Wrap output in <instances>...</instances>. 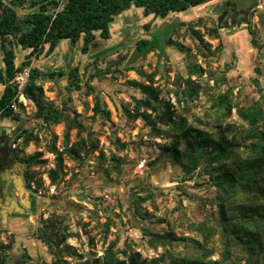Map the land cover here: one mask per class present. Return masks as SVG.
<instances>
[{
  "label": "rangeland",
  "instance_id": "1",
  "mask_svg": "<svg viewBox=\"0 0 264 264\" xmlns=\"http://www.w3.org/2000/svg\"><path fill=\"white\" fill-rule=\"evenodd\" d=\"M218 1L212 6H205L200 10L201 16L192 19L186 16L189 11L176 15L170 13L165 19L157 18L148 31L143 28L127 30V25L125 29H114L118 19H113L109 25L111 37L105 44L109 47L115 43L120 44L113 47L114 52L106 55H93L104 44L98 45L95 42L88 53L82 54L80 42L71 46L67 40H61L57 47L60 49L58 54L53 53L54 50L51 57L41 55L31 59V65L42 71L61 70L65 73L60 78L43 82L42 89L45 97L54 101L58 107L66 103L70 111L79 114L76 119L82 123L83 130L80 134L75 129L69 131V145L90 135L92 140H97L103 157L97 159L98 153L94 152L78 163L64 155L65 175L55 185L54 194L45 193L49 184L47 170L53 168L55 158L47 152V147L55 136V146L62 150L65 127L63 123L44 125L33 117V105L23 100L21 95L18 96V102L23 106L22 109L14 108L19 120H0V133L10 136L13 149L21 141L20 138L13 141L18 132H32L36 139L19 155L26 158L39 153L40 158L46 161L44 165L31 168L35 177L42 182L39 189L44 193L37 196L26 188L36 196L31 208L23 205L28 214L16 217L13 221H8L5 216L0 219V242L5 244L13 240L10 250L5 252L6 264H18L23 253L32 259L26 260L24 264L50 263L53 253L39 241L36 230L41 221L52 214L61 216V225L66 226L68 232L74 235L66 241L75 249V256L65 257L68 264H79L91 255L101 256L108 243L114 240L116 248L134 249L143 258L150 260L157 257L162 249H149L140 228L162 231L169 224L176 235L196 239V235L188 231L189 223L203 220L212 222L215 219L217 207L213 201L214 189L206 176L196 172L190 180L182 181L180 169L165 158L160 148L168 145L169 140L151 138L142 121L127 119L123 108L131 107L133 96H141L137 90L126 85V81H143L136 69L146 74L153 73L154 85L159 88L160 96L174 103L168 91L175 88L177 77L186 76L188 65H200L205 73L212 75L208 81L205 80V73L202 80H197L206 87L207 93H224L230 89L233 102L239 106L258 99L264 83V0ZM227 7L234 12L235 22L229 21L224 15ZM17 10L23 15L29 9L24 5ZM188 25H194L204 32V40L211 45L209 51L199 47L191 38L187 33ZM212 26L218 29L219 40L211 39L205 33ZM152 33L157 37L169 34V38L162 43L163 51L150 52L143 58L132 59L135 41L142 37L148 38ZM219 42L221 46L217 48ZM24 54V51L17 49L16 63L22 60ZM118 56H124L118 71L111 69L112 72L106 73L107 63ZM73 67L78 68L82 82L94 88L102 105L110 111V120L93 115V94H86L83 83L79 90L68 87L66 74ZM129 67L133 70H127ZM256 69H259L260 74L255 72ZM207 93L200 92L196 100L186 105L176 104L175 107L177 113L186 117L189 124L215 132L210 119L205 116L210 105ZM224 127L228 128V138L243 141L245 124L237 117L235 110L222 124ZM112 155L120 159L117 172L109 160ZM105 170L109 172L108 176ZM134 192L141 195L153 193L142 204L150 217L146 222L137 223L131 214L129 198ZM106 219H110L111 224L108 232L104 233L103 223ZM206 247L218 252L221 249L218 237L209 240ZM174 250L192 254L190 248L177 247ZM216 258L215 252L210 259Z\"/></svg>",
  "mask_w": 264,
  "mask_h": 264
},
{
  "label": "trees",
  "instance_id": "2",
  "mask_svg": "<svg viewBox=\"0 0 264 264\" xmlns=\"http://www.w3.org/2000/svg\"><path fill=\"white\" fill-rule=\"evenodd\" d=\"M208 1L210 0H63L62 6L55 11L58 5L55 0H0V120H19L14 108H23L18 102V96L21 95L33 105L35 119L42 121L44 125L63 123L65 133L62 150L56 148L55 136L47 147V152L55 156L53 168L47 170L51 185H57L65 175L64 155L71 161L81 163L94 152L98 153L97 159L101 160L103 153L98 148L97 140H92L90 135L69 145V131L75 129L80 134L83 130L82 123L76 119L79 114L74 110L70 111L66 103L58 107L54 101L45 97L42 89L43 82L60 78L65 73L61 70L42 71L31 65V59H37L41 55L49 56L61 40H67L71 46L80 42L81 53H88L97 38L110 39L109 25L113 18L130 7L141 9L145 17L152 16L150 21L142 25L148 31L155 19H165L170 13H183ZM24 5L29 10L20 15L17 9ZM187 33L199 47L210 50L211 45L204 40V32L200 29L188 25ZM205 33L209 38L219 40L216 27L206 29ZM166 38H169L168 33L162 37L152 33L148 38L136 40L131 58H143L150 52L163 51L162 43ZM114 46L93 55L97 57L114 52ZM220 46L219 42L217 48ZM17 49L25 52L19 63L15 61ZM123 59L124 56H118L109 61L105 72H112L111 69L118 71ZM24 69H27L26 81L19 92L14 79ZM127 70L133 68L129 67ZM135 71L143 81H126V85L137 90L141 96H133L131 107L123 108L125 117L131 121L141 120L151 138L169 140L168 145L160 148L165 158L180 169L182 181L190 180L196 172L206 176L214 189L216 217L212 222L203 220L189 223L188 231L200 239L176 235L169 224L162 231L140 228L149 249H162L157 257L150 260L143 258L134 249L116 248L114 240L108 243L101 256L91 255L92 257L85 258L79 264H264V83L257 100L239 106L233 102L230 89L224 93H207L206 87L199 82L205 70L200 65H188L186 76L177 77L175 88L168 91L174 98L173 103L169 98L160 96L159 88L154 85L153 73L146 74L141 69ZM255 72L260 74L259 69ZM205 74L206 81L212 79L210 73ZM66 75L68 87L79 90L83 83L86 94H93V115L110 120V111L102 105L94 88L82 82L78 68L73 67ZM192 76L196 78L192 79ZM221 80H224L223 77ZM200 92L209 95L210 105L205 116L210 119L215 132L193 126L186 117L177 113L176 104L186 105L196 100ZM232 110H235L237 117L245 124L242 142L228 138V128H222ZM19 138L20 144L12 152L18 163L24 166L26 188H29L28 183L31 181L39 188L42 182L35 177L31 168L44 165L46 161L40 158L39 153L21 157L19 153L36 138L31 131L26 130L18 132L13 141ZM109 160L113 170L117 172L120 159L112 155ZM104 172L108 176L109 172ZM152 196V192L144 195L139 192L131 194L130 211L137 223L150 220L149 213L143 209L142 204ZM61 224L62 217L54 214L41 221L36 230L37 238L51 250L53 258L50 263L37 264H68L65 257L75 256V249L66 243L74 235ZM110 224V219H106L103 223L104 233L108 232ZM214 236L221 243L218 252L206 247ZM12 244L11 239L5 244L0 242V264H6L5 252L10 250ZM177 247L190 248L192 254L175 251L174 248ZM215 252L217 258L210 259ZM26 260L32 261L29 255L23 253L17 263L24 264Z\"/></svg>",
  "mask_w": 264,
  "mask_h": 264
},
{
  "label": "flooded vegetation",
  "instance_id": "3",
  "mask_svg": "<svg viewBox=\"0 0 264 264\" xmlns=\"http://www.w3.org/2000/svg\"><path fill=\"white\" fill-rule=\"evenodd\" d=\"M224 15L229 21L235 22V14L229 7ZM11 168L13 172L9 173ZM23 171V165L18 163L12 152L10 136L0 133V219L5 216L8 221H13L16 217L28 214L21 203L25 196L19 192V187L27 190Z\"/></svg>",
  "mask_w": 264,
  "mask_h": 264
},
{
  "label": "crops",
  "instance_id": "4",
  "mask_svg": "<svg viewBox=\"0 0 264 264\" xmlns=\"http://www.w3.org/2000/svg\"><path fill=\"white\" fill-rule=\"evenodd\" d=\"M217 2H219V1L218 0H210V1H208V2H206L204 4H202V5H199V6L190 8V9L187 10V11H189V13H186V16H187L188 19H192L194 17L201 16V15H199V14H201V11L200 10H202L205 6H212V4H217ZM185 12H183V13H172V14L173 15H176V14H184ZM140 14L142 15V18L140 17ZM151 17H152L151 15L146 16V17L143 16L141 9L134 8V7H130L128 10L124 11L122 14H120L118 16H115L113 18V19H118L117 20V25H115V28L114 29H118L119 30L121 27L123 29H125L124 28L125 25H127V27H128L127 30H129V29H134V30L141 29L142 28V25L145 24L146 22L150 21ZM152 23H154V22H152ZM110 36H111V33H110ZM106 41L107 40H100V39L97 38L95 40V42H97L98 45H101V44H104V45H103L102 48L98 49L93 54L98 53L102 49H105V48L109 47V46H106V44H105ZM115 44H118V43H115ZM58 46H59V44H58ZM110 46H112V45H110ZM58 52H60V49L59 48H56L55 49V52H53V53H55V54L57 53L58 54ZM52 54H50L49 57H51ZM98 56H100V55H98ZM12 172H13V170L11 168V170H10L9 173H12ZM8 175L9 174L7 173L6 176L8 177ZM35 198H36V196H35ZM32 203H33L32 199H30V200L27 201V204H28V206L30 208L32 207Z\"/></svg>",
  "mask_w": 264,
  "mask_h": 264
},
{
  "label": "built area",
  "instance_id": "5",
  "mask_svg": "<svg viewBox=\"0 0 264 264\" xmlns=\"http://www.w3.org/2000/svg\"><path fill=\"white\" fill-rule=\"evenodd\" d=\"M57 1L58 5L57 8L55 9V11L60 8L63 4V0H55ZM26 76H27V70L24 71L23 73L17 75L14 79V81L16 82V84L18 85L17 88L19 89L18 91L20 92L23 88V85L26 81ZM29 188H27L28 190H30L33 194L35 195H41L42 193H44L41 189L37 188L36 185L34 184L33 181L28 183ZM54 190H55V185H51L50 183L48 184V188L45 191V193H49V194H54Z\"/></svg>",
  "mask_w": 264,
  "mask_h": 264
},
{
  "label": "water",
  "instance_id": "6",
  "mask_svg": "<svg viewBox=\"0 0 264 264\" xmlns=\"http://www.w3.org/2000/svg\"><path fill=\"white\" fill-rule=\"evenodd\" d=\"M19 192L21 195L25 196V199L21 201L22 205L29 207L27 204V201L32 199L33 202H35V196L30 194L27 190H24L22 187H19Z\"/></svg>",
  "mask_w": 264,
  "mask_h": 264
},
{
  "label": "bare ground",
  "instance_id": "7",
  "mask_svg": "<svg viewBox=\"0 0 264 264\" xmlns=\"http://www.w3.org/2000/svg\"><path fill=\"white\" fill-rule=\"evenodd\" d=\"M23 100H25L24 98H22Z\"/></svg>",
  "mask_w": 264,
  "mask_h": 264
}]
</instances>
